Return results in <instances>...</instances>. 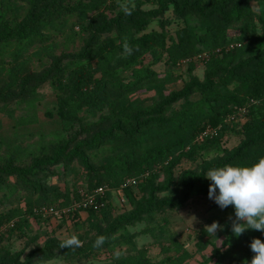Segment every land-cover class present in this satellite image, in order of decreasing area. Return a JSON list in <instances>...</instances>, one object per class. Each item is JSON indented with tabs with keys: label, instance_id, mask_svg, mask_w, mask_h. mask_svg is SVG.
Returning <instances> with one entry per match:
<instances>
[{
	"label": "trees",
	"instance_id": "trees-1",
	"mask_svg": "<svg viewBox=\"0 0 264 264\" xmlns=\"http://www.w3.org/2000/svg\"><path fill=\"white\" fill-rule=\"evenodd\" d=\"M158 1L161 7L171 2L185 22L174 38L163 29L145 31L149 14L140 9L143 0L124 5L130 9L128 15L124 6L117 8L113 0H0V112L12 115L15 107L27 102L30 115L17 116L14 126L32 124L35 102L42 97L38 85L48 78L55 98L54 114L47 111V115L59 123L58 129L49 132L51 136L40 134L25 146L18 139L20 129L15 128V144L9 140L0 146L4 149L0 156V204L25 203L24 210L10 206L0 211V264H33L50 260L57 253L65 261L105 254L100 264H182L189 252L178 240L169 237L161 241L164 256L152 262L147 251L135 245V234L128 226L151 223L165 208L180 207L189 198L207 195L209 182L203 176L206 170L249 163L264 155V58L239 60L235 66L225 67L226 57L242 44L222 48L234 41L226 40V27L242 19L249 0ZM260 1L264 14V0ZM191 16L199 21L191 25ZM71 20L79 33L89 35L87 42L66 61L50 66L47 58L56 61L53 37ZM263 36L264 32L247 38V48L253 49ZM203 50L210 52L202 61L207 68L203 81L190 75L181 89L171 91L158 105L154 100L146 103L148 100L137 95L142 90H154L162 96L156 73L145 63L148 58L177 66L182 60L187 64L196 60ZM32 65L42 69L35 72ZM191 69L189 66V73ZM193 93L198 98L191 100ZM133 94L136 97L130 99ZM180 101L178 108L167 112ZM228 115L234 117L228 119ZM237 116H245L246 121L239 124ZM233 123L244 133L236 147L225 149L221 158L204 162L199 168L182 170L174 179L172 169L180 158H190L198 148L220 149L222 137ZM207 126L219 127L216 134L196 139ZM74 161L81 166L86 192L102 185L116 189L126 178L147 173L137 183L141 196L124 186L123 195L131 209L115 214L112 194L107 191L96 198L100 206L82 209L86 212L85 231L79 236L78 247H61L64 239L50 236L20 259L21 251L3 246L6 231H21L28 216L46 220L47 216L33 212L34 207L68 206L80 197L79 191L70 195L48 183V177L58 173L48 167H66ZM159 170H163L165 179L156 184ZM171 185L179 188L176 195L157 194L169 191ZM82 210H72L60 219H78ZM233 220L234 216L220 220L224 235L219 244L208 239L206 229L201 230L196 243L201 249L211 245V251L199 264H244L251 258L249 241L254 237L264 241V235L246 229L233 236ZM98 236H103L104 242L94 246ZM116 252L119 257L114 255Z\"/></svg>",
	"mask_w": 264,
	"mask_h": 264
},
{
	"label": "rangeland",
	"instance_id": "rangeland-1",
	"mask_svg": "<svg viewBox=\"0 0 264 264\" xmlns=\"http://www.w3.org/2000/svg\"><path fill=\"white\" fill-rule=\"evenodd\" d=\"M113 1L117 8H120L126 4L132 6L136 0ZM245 6L246 10L243 13L242 19L235 24L227 25L225 30L226 40H234L242 44L241 47L226 57L224 63L225 67H233L239 60L250 59V61H253L258 57L264 58V36L258 45L253 46V49L247 48L246 44L247 38L256 36L257 34L261 35L262 32H264L262 1L249 0ZM140 9L145 11L146 14H149L145 31H160L163 29L168 37L174 38L176 30L185 25L183 18L175 13L171 2L161 7L158 0H143ZM113 14L114 13L108 14V16L110 17ZM71 18L74 19V17ZM72 20L65 23L61 33H56L57 35L53 37L55 40L54 43L56 44L52 54L56 61L51 57L47 58V61L50 62V66H57L59 63L66 61L67 57L71 55L74 50L84 46L87 42L86 38L88 39L89 35L86 32L79 33L78 27L71 24ZM198 21V19L191 16L189 22L193 25ZM145 63L156 73L158 78L157 82L162 86V96L154 90L149 92L142 90L139 91L137 95L140 98L148 100L146 103L154 100L155 105L160 104L161 99L164 102V98L171 91L181 89L184 83L189 80L190 75L203 81L207 71L206 65L198 60H191L189 64L180 63L177 64V66H173L165 63L163 59L161 61L152 62L148 58ZM189 66H192L190 73ZM32 68L36 70L35 72L42 69L38 65H36V68L32 65ZM47 79L48 78L38 85L37 91L42 97L35 102V112L33 114L35 119L32 124L26 127H19V125L14 126L17 116L20 114L30 115L27 111L28 108H30L27 102L21 103L19 107H15L12 115L7 114V112H0V140H3V144L0 145L1 147L8 143L9 140L12 141V133L15 128L20 129L18 139L23 146L35 142L40 134H49L50 131L59 128L58 120L47 115V111H52L54 114L53 104L55 98V90L51 86V82ZM230 87L233 86L231 85ZM133 97H136L135 94L131 95L130 99ZM196 98H198L196 93L190 96L191 100ZM181 103L182 101L173 104L172 107H169L167 112L171 113L174 109L178 108ZM161 105L162 109L165 108V105ZM13 106L14 105L11 106V104L9 105V107ZM96 117L97 115L93 117V120L96 119ZM237 120L239 124H242L246 121V117L237 116ZM233 125L235 124L233 123L229 130L223 135L220 149L198 148L194 150L190 158H180L179 162L172 169L174 179H176L177 175L182 170L187 168H199L204 162L221 158L226 153L224 151L225 149L231 150L236 147L244 139V133L240 131V127ZM83 133V130L79 132L80 137L83 136ZM49 137L47 138L49 139ZM13 143L15 144V142ZM2 152H4V149L0 148V156H2ZM48 168L49 170L58 172L48 177V183L56 185L61 192H68L70 195H73L77 191L86 192V184L83 181L84 176L81 166L75 161L66 167L56 165ZM164 179L165 174L163 170H159V174L155 181L156 184L162 183ZM208 182L210 181L208 180ZM178 192L179 188L176 185H171L169 191L159 192L157 194H159V196L165 194L174 196ZM132 193L140 197V186L132 188ZM112 204L115 214H121L131 209V205L126 200L125 203L119 205L112 198ZM10 206L18 207L21 210L25 209L24 201H13L11 204H0V211H4ZM79 213L78 219L71 220L67 218L62 221L59 216H48L46 220H38L28 216V222L21 231L15 230L12 233L6 231L3 238V246L13 252L21 251L22 254L20 259H23L31 249L42 245L50 236H55L57 239H65L70 235H75L79 239V236L83 235L85 231L83 221L86 218V212L82 210ZM230 216H234L232 206L221 209L213 200L208 198V195H199L189 198L180 207L165 208V210L159 213L151 223L136 222L134 225L128 226V230L135 234V245L138 248H144L152 262H159L164 256L160 242L166 241L169 237H173L189 252V257L186 258L182 264H199L210 254L211 245H207V247L202 249L199 248L196 243L198 234H200L201 230H207L206 226L210 225L213 221L221 225L220 220ZM223 235L222 230L218 228L214 236L209 233L208 239L215 244H219ZM170 254L173 253L171 252ZM105 256L106 255L103 254L99 257L79 261H65L61 254L57 253L50 260L34 261L33 264H100V259L105 258Z\"/></svg>",
	"mask_w": 264,
	"mask_h": 264
},
{
	"label": "clouds",
	"instance_id": "clouds-1",
	"mask_svg": "<svg viewBox=\"0 0 264 264\" xmlns=\"http://www.w3.org/2000/svg\"><path fill=\"white\" fill-rule=\"evenodd\" d=\"M126 15L130 9L123 8ZM127 52L131 49L125 45ZM210 182L207 195L221 209L232 206L234 220L231 224L233 236H239L246 229H254L264 235V155L258 156L249 163H232L213 167L203 174ZM213 221L206 226L207 232L214 236L218 228H222ZM104 242L103 236H98L94 246ZM79 239L70 235L60 243L61 247H78ZM249 249L253 253L244 264H264V241L254 237L249 241ZM119 257L120 253H114Z\"/></svg>",
	"mask_w": 264,
	"mask_h": 264
},
{
	"label": "built area",
	"instance_id": "built-area-1",
	"mask_svg": "<svg viewBox=\"0 0 264 264\" xmlns=\"http://www.w3.org/2000/svg\"><path fill=\"white\" fill-rule=\"evenodd\" d=\"M240 45H241V43L238 41H230V42L226 43L222 48H224L225 50H228V49H232L234 47H238ZM219 49L220 48H216L215 51H219ZM209 53L210 52L206 51V50L199 52L196 56V60L205 61L208 58ZM182 62H184V61L183 60L179 61L177 64H180ZM227 117H228V119H230L234 116L228 115ZM217 128L212 129L211 127L207 126L200 134L197 135L196 139L203 140L204 136H206V135L216 134ZM146 174L147 173L141 174L138 177L132 176V177L126 178L124 183L116 189H110L107 185H102V186L97 187L93 192H81L80 191V193H81L80 197L78 199H72L71 203L68 206H59V207L53 206V205L39 206V207H34L33 212L37 215H40L41 217H46V216L47 217L48 216H50V217H56V216L61 217L64 214H66L72 210L73 211L82 210V209H86L89 207L97 208V206L99 204L101 205V202L98 203V199H96V198L98 196L105 195V193L107 191H109L112 194V197L115 199L116 203L121 205V204L125 203V198L123 195L124 186H130L131 188H135V186H137L138 181L142 180V178ZM1 228H4V226H2Z\"/></svg>",
	"mask_w": 264,
	"mask_h": 264
}]
</instances>
